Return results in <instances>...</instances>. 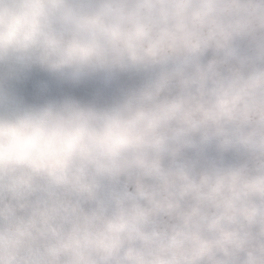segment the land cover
I'll use <instances>...</instances> for the list:
<instances>
[{
  "label": "clouds",
  "instance_id": "obj_1",
  "mask_svg": "<svg viewBox=\"0 0 264 264\" xmlns=\"http://www.w3.org/2000/svg\"><path fill=\"white\" fill-rule=\"evenodd\" d=\"M0 264H264V0H0Z\"/></svg>",
  "mask_w": 264,
  "mask_h": 264
}]
</instances>
